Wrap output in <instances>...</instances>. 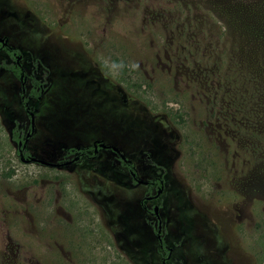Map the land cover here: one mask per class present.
<instances>
[{"label": "rangeland", "instance_id": "obj_1", "mask_svg": "<svg viewBox=\"0 0 264 264\" xmlns=\"http://www.w3.org/2000/svg\"><path fill=\"white\" fill-rule=\"evenodd\" d=\"M0 37L44 89L30 120L0 66V264L166 256L139 206L153 188L111 150L20 161L12 131L30 126L31 156L63 163L98 140L139 180H164L144 204L163 220L165 264H264V121L247 120L243 93L250 77L262 90L264 0H0Z\"/></svg>", "mask_w": 264, "mask_h": 264}, {"label": "flooded vegetation", "instance_id": "obj_2", "mask_svg": "<svg viewBox=\"0 0 264 264\" xmlns=\"http://www.w3.org/2000/svg\"><path fill=\"white\" fill-rule=\"evenodd\" d=\"M11 49H14V48L11 47L10 45H8V42H7V45L0 44V51H4L5 54H6V51H11ZM6 56L8 58H10L7 54H6ZM13 57H15V61L13 59L12 60L14 61L16 66H18L21 69V71L23 70L22 72H24V75H22L23 77L22 78L20 77L18 79V81L20 82L21 95H22V96H20V101H21L22 107L27 112V115H28L29 119L32 120L33 113L30 110V106H29V103H28L29 98L24 103L22 101L24 100V97L26 98L28 96V94H29V92H30V90H31V88L33 86L32 83H31L32 82V78H35L38 81H39V79L36 78L35 76H33L32 74L31 75L27 74L24 71V69H23V67H22V65L20 63L21 55L18 58L16 56V54L13 53ZM14 63H12V64H14ZM27 82L30 85L29 89H27V87H26ZM39 82H40L39 87L42 89L41 90V94H42L44 89L42 87V82L41 81H39ZM40 97H41V95L37 99H40ZM30 98H33V97H30ZM20 131H21L20 132V136H21L20 139L21 140H19L17 142V154L19 156L20 161L25 162L29 157H34V156L29 155V153L28 154L25 153V151H26L25 150L26 143L24 145V141H25L26 137L28 138V136L32 132V126H30L29 130L24 134V138L23 139H22V130H20ZM101 143H102L101 141L95 140V141L92 142V145L90 147H76L75 151L73 152V156L70 159H68L67 161L75 158V160L70 163V164H72V163L78 162L81 159L92 160V159L97 157V155L99 154V151H101V150H111L115 154V156H116L117 160L119 161V163L122 164L124 166V168L126 169L128 175L130 177L131 183H133V184H143L146 187V189H149V187H150L151 189L153 188V190H155L154 194L149 193L148 195L144 196V198L141 201H139V206H142V208H143V210H145V212H147L148 214H152L155 217L156 227H155V230L153 232H154L155 237L157 239L158 246L160 248L161 253L166 252V256H163L162 260H161L162 264H165L166 260L170 257L171 249L168 248L165 245V241H164V238L162 236V231H163V228H164L163 227V220L159 216V212H158L159 209H158L157 205H153L152 209L150 210L144 204L145 201H152V200L156 199L157 196L163 191L164 180L161 177L157 176L155 173L153 175H151L149 177V179H147V180H144V181L139 180L137 178V176H136V170H135L131 160L127 159L124 156L121 157L120 154H122V153L120 151L118 153L116 151H113L111 148H102V147H100ZM107 146H111V145H107ZM90 148L92 150H89ZM83 149H85V151ZM60 164H62V163H60ZM155 206H157V210L156 211L154 210Z\"/></svg>", "mask_w": 264, "mask_h": 264}, {"label": "trees", "instance_id": "obj_3", "mask_svg": "<svg viewBox=\"0 0 264 264\" xmlns=\"http://www.w3.org/2000/svg\"><path fill=\"white\" fill-rule=\"evenodd\" d=\"M13 53L16 54V56L19 58L20 54H19V51L17 49H11V51H6V54L15 61V57H13ZM1 66L7 70H9L17 79H19L20 77L22 78L24 75V72L21 71V69L16 66V64H6L4 62L1 63ZM250 81H251V87L250 89L247 91V92H243V93H249V101H250V106L253 108L251 109L248 117H247V120L250 122V123H255L256 120L258 122L259 119H261L262 121H264V80L263 82H261V85H262V90L259 89V80H257L255 77H250ZM32 88L28 94V96L25 98L24 97V100L22 101L23 103L26 102V100L30 97H33V98H38L40 95H41V88L39 87V84L40 82L38 80H36L35 78H32ZM238 83V82H237ZM262 91V95L261 97L259 98L260 102H259V105H254V101H257L258 99L256 98V96L258 97V95L261 93ZM22 96V95H20ZM258 109V108H261L260 111H257L255 113L254 109ZM20 130H17V129H13L12 131V139L14 141H16V143L21 140L20 139ZM85 151V149H83ZM82 150V151H83ZM89 150H92L91 148ZM75 151V148L73 150H67L66 153L69 154L71 152H74ZM26 154H28V152L25 151Z\"/></svg>", "mask_w": 264, "mask_h": 264}, {"label": "water", "instance_id": "obj_4", "mask_svg": "<svg viewBox=\"0 0 264 264\" xmlns=\"http://www.w3.org/2000/svg\"><path fill=\"white\" fill-rule=\"evenodd\" d=\"M0 44H2V45H7V39L4 38V37H0ZM28 134H29V133H28ZM27 136H28V135H27ZM26 141H27V137H26V139H25V141H24V145H25ZM100 147H102V148H111L113 151H116V152L119 153V150H118L116 147H114V146H107V145L101 143V144H100ZM120 156L123 157L122 154H120ZM74 160H75V158H74V159H71V160H69V161H65V162H63L62 164H60V163H52V162H48V161H45V160H42V159H39V158H36V157H29L25 162H26V163H28V162H33V163H38V164H42V165L50 166V167H60V166H67V165H69L71 162H73ZM139 182H140V181H139ZM154 210H155V211L157 210V206L154 207Z\"/></svg>", "mask_w": 264, "mask_h": 264}]
</instances>
